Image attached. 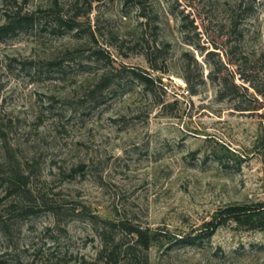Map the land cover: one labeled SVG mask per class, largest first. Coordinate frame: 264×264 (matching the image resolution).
<instances>
[{
    "label": "rangeland",
    "instance_id": "374dc122",
    "mask_svg": "<svg viewBox=\"0 0 264 264\" xmlns=\"http://www.w3.org/2000/svg\"><path fill=\"white\" fill-rule=\"evenodd\" d=\"M5 25L0 264L98 263L122 218L149 264H264L263 229L205 236L264 206V0H0Z\"/></svg>",
    "mask_w": 264,
    "mask_h": 264
},
{
    "label": "trees",
    "instance_id": "16d2710c",
    "mask_svg": "<svg viewBox=\"0 0 264 264\" xmlns=\"http://www.w3.org/2000/svg\"><path fill=\"white\" fill-rule=\"evenodd\" d=\"M0 31L8 33L12 31V25L2 26L0 27ZM226 55L229 57L227 51ZM261 56L264 58V53H262ZM229 62L234 61L229 60ZM233 64L237 65V62ZM139 78L146 80L147 83H152L154 81L148 77L144 78L140 76ZM240 78L247 86L238 85L235 82L234 75L230 77L231 80L224 76L217 77L216 82L220 94L228 96L227 94L232 92L235 96L239 95L240 98L245 99L250 88H252L256 94H261L257 87L252 85L250 79L244 75H240ZM229 81H231V83ZM253 101H257V99L252 100L250 97L248 101L249 106L241 111L257 110L252 106ZM242 104H244V102ZM229 221L247 225L252 229L264 230V206L263 204H256L254 206L235 205L226 207L219 211L216 217L208 223L207 233H205L206 238H211L221 226ZM103 224L104 228L102 229V233H100L102 247L98 253V263L95 264H149L151 245L156 240L149 228L134 225L132 221L126 218L119 219L116 222L103 221ZM115 231L121 232L123 236L117 237L114 233ZM125 239L128 242H126Z\"/></svg>",
    "mask_w": 264,
    "mask_h": 264
}]
</instances>
